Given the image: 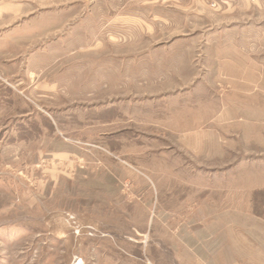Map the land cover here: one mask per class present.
Segmentation results:
<instances>
[{
  "label": "rangeland",
  "instance_id": "1",
  "mask_svg": "<svg viewBox=\"0 0 264 264\" xmlns=\"http://www.w3.org/2000/svg\"><path fill=\"white\" fill-rule=\"evenodd\" d=\"M0 264H264V4L0 0Z\"/></svg>",
  "mask_w": 264,
  "mask_h": 264
},
{
  "label": "crops",
  "instance_id": "2",
  "mask_svg": "<svg viewBox=\"0 0 264 264\" xmlns=\"http://www.w3.org/2000/svg\"><path fill=\"white\" fill-rule=\"evenodd\" d=\"M228 1H235V0H228ZM240 1L242 4H244L246 7L251 6V5H263L264 0H237Z\"/></svg>",
  "mask_w": 264,
  "mask_h": 264
}]
</instances>
